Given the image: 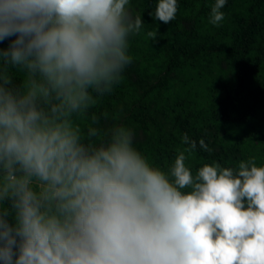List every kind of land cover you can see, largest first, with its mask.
<instances>
[{
  "label": "clouds",
  "instance_id": "obj_1",
  "mask_svg": "<svg viewBox=\"0 0 264 264\" xmlns=\"http://www.w3.org/2000/svg\"><path fill=\"white\" fill-rule=\"evenodd\" d=\"M129 3L0 0V43L14 37L0 49V264H264V165L194 174L184 134L165 171L131 128L90 113L131 63L144 22ZM177 7L149 15L168 24Z\"/></svg>",
  "mask_w": 264,
  "mask_h": 264
},
{
  "label": "trees",
  "instance_id": "obj_2",
  "mask_svg": "<svg viewBox=\"0 0 264 264\" xmlns=\"http://www.w3.org/2000/svg\"><path fill=\"white\" fill-rule=\"evenodd\" d=\"M156 3L130 0L144 22L129 39L131 63L90 113L102 130L131 128L134 146L165 171L187 147L184 134L197 143L186 160L194 174L214 161L233 169L250 158L264 165V0H226L219 26L209 22L215 0H177L168 24L149 15ZM157 28L155 39L147 36Z\"/></svg>",
  "mask_w": 264,
  "mask_h": 264
}]
</instances>
